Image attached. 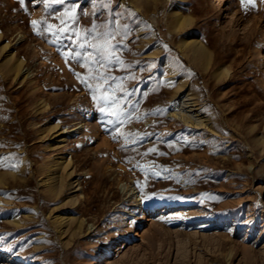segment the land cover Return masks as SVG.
Returning a JSON list of instances; mask_svg holds the SVG:
<instances>
[{"label": "rangeland", "instance_id": "1", "mask_svg": "<svg viewBox=\"0 0 264 264\" xmlns=\"http://www.w3.org/2000/svg\"><path fill=\"white\" fill-rule=\"evenodd\" d=\"M47 4L0 0V264H264V0H113L125 123L46 30L107 10Z\"/></svg>", "mask_w": 264, "mask_h": 264}, {"label": "snow or ice", "instance_id": "2", "mask_svg": "<svg viewBox=\"0 0 264 264\" xmlns=\"http://www.w3.org/2000/svg\"><path fill=\"white\" fill-rule=\"evenodd\" d=\"M19 2L23 4L24 0H19ZM44 2L47 7V0H44ZM53 2L63 5L65 0H53ZM90 3L94 8L106 9L107 19L102 20L100 23L93 21L91 28H86L83 32H81L78 27L72 26L77 19L75 15H72L68 21L61 19V26L59 28L55 25L48 24L46 30L54 29V31H52L53 38L50 40V43L61 44L63 47L69 49V51L60 52L66 62L69 56L77 63L83 61L81 66L88 69L89 75L87 77H81L79 73L75 72L74 75L77 76V79L80 80L86 88L92 90V99L96 102L99 111L101 113H106L108 116L115 117V120H110L109 123L130 122V116L128 120L123 119L127 115V110L120 107V105L125 103L130 93L121 85H117L115 88L112 87L109 81H115L117 78L111 76L109 73L111 70L110 66L113 64H118L121 68L128 67L117 55V52L120 51V45H122L123 40L127 38L132 29L128 23H121L124 14L120 11H116L112 7L113 0H90ZM116 7L119 8L120 5L117 4ZM68 11L69 9L65 8L64 14L67 15ZM71 11L74 13L76 9L72 8ZM103 16L104 12L100 11L97 15V19ZM31 23L35 30L38 22L32 21ZM37 34L39 35L41 33L37 31ZM74 36L76 39H73ZM117 37L120 39L118 40ZM65 41L69 43L65 44ZM124 47H126V45H124ZM129 78L135 79V77ZM88 80L94 81L95 87H93L92 83H88ZM106 85L107 87H105ZM101 89H103V91H101ZM117 91L124 94L123 98L116 96ZM97 93H99V95H97ZM140 118L139 116L136 117V119ZM113 138L115 139L116 137L114 136ZM149 151H154V149H150Z\"/></svg>", "mask_w": 264, "mask_h": 264}, {"label": "bare ground", "instance_id": "3", "mask_svg": "<svg viewBox=\"0 0 264 264\" xmlns=\"http://www.w3.org/2000/svg\"><path fill=\"white\" fill-rule=\"evenodd\" d=\"M181 19V18H180ZM182 22V21H181ZM7 47V45L6 46H4V49ZM185 47H191L192 48V50H193V52L195 53V54H197V55H199V56H202V57H204V56H206V50L202 47V46H200V45H195V43L194 42H188L186 39L182 42V48H184V49H186ZM22 67H23V63L22 62H17V63H15V64H13V65H11V68H10V70L13 72H17V74H19L20 72H21V70H22ZM183 90V89H182ZM174 111H175V113L178 115H180L181 116V118L185 121V122H188V123H193L194 124V122L192 121V119H191V117L190 116H188V115H185V114H183V113H179V111H178V109L175 107L174 108ZM201 122V121H200ZM57 127L58 126H55V127H53V129H57ZM57 132H59V134H64V131L63 130H61V129H58V130H56ZM67 160H65L64 162H62V163H60L59 165L60 166H63V167H67L68 165H69V163H67ZM54 179L55 178H49V180H50V185H51V190H52V192L53 193H56V194H58V192H60L61 191V186H60V184L58 185V184H56L55 186H54V184H53V182H54ZM53 184V185H52ZM62 185V184H61ZM71 185H73V183L71 184ZM72 188H75V187H72ZM62 192V191H61ZM139 200V199H138ZM68 219V218H67ZM70 219V218H69ZM60 221L63 223V221H65V218H63V217H61V219H60ZM59 221V222H60ZM79 227H80V225H79ZM82 228V227H81ZM77 231V230H76ZM75 232V231H74Z\"/></svg>", "mask_w": 264, "mask_h": 264}]
</instances>
